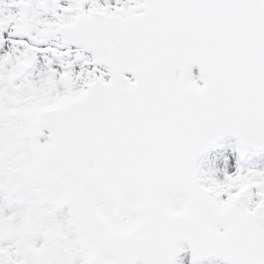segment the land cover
<instances>
[{"label": "snow or ice", "instance_id": "obj_1", "mask_svg": "<svg viewBox=\"0 0 264 264\" xmlns=\"http://www.w3.org/2000/svg\"><path fill=\"white\" fill-rule=\"evenodd\" d=\"M225 132L264 150V0H0V264H264Z\"/></svg>", "mask_w": 264, "mask_h": 264}, {"label": "rangeland", "instance_id": "obj_2", "mask_svg": "<svg viewBox=\"0 0 264 264\" xmlns=\"http://www.w3.org/2000/svg\"><path fill=\"white\" fill-rule=\"evenodd\" d=\"M247 157L245 154L243 159H241L238 146L236 145V141L233 136L223 133L214 146L207 151L202 166L204 170H208L209 168L224 169L225 166H227L228 171L231 172L235 170L237 162L243 161L241 164L244 167H264V152L249 153ZM220 174L222 175V173ZM185 257L187 258L186 254L183 255V259Z\"/></svg>", "mask_w": 264, "mask_h": 264}]
</instances>
